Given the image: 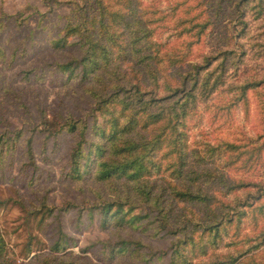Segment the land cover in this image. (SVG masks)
<instances>
[{
    "label": "rangeland",
    "instance_id": "374dc122",
    "mask_svg": "<svg viewBox=\"0 0 264 264\" xmlns=\"http://www.w3.org/2000/svg\"><path fill=\"white\" fill-rule=\"evenodd\" d=\"M138 1L151 19L154 38L163 43L161 50L184 52L186 62L192 63L204 62L208 56L219 58L221 51L233 52L226 61V84L188 118L189 132L212 142L241 144L245 152L224 170L231 179L262 183L264 81L246 93L238 86L264 80V13L255 8L264 6V0H248L240 10L238 0ZM72 8L71 0H0L4 22L0 27V264H48L40 257L52 252L60 228L72 243L56 251L58 256L69 253L88 264H169L175 235L156 233L154 213L136 228L104 225L98 202L102 186L95 175L80 181L67 175L79 131L56 130L72 117L87 122L88 140L96 137L92 128L95 101L79 77L68 79L54 65L81 54L72 43L77 38H71V45L64 49H55L51 43L61 36ZM219 62L214 60L211 68ZM161 65L168 69L165 60ZM44 124L55 133L49 134ZM13 135L14 139H7ZM30 141L33 159L27 151ZM221 190L219 185L213 189L221 198L233 199L244 196L246 188L227 197ZM249 201L258 205L264 197ZM71 202L77 205L66 209ZM187 205L186 212L197 209ZM256 213L258 219L251 213L245 221V227L255 232L264 225V211ZM123 239L133 243L111 255V246ZM262 249L264 245L255 252ZM64 260L71 262L68 256Z\"/></svg>",
    "mask_w": 264,
    "mask_h": 264
},
{
    "label": "trees",
    "instance_id": "16d2710c",
    "mask_svg": "<svg viewBox=\"0 0 264 264\" xmlns=\"http://www.w3.org/2000/svg\"><path fill=\"white\" fill-rule=\"evenodd\" d=\"M71 3L62 34L51 43L55 49H64L71 45V38H77L72 43L81 54L54 65L68 79L79 77L95 101L92 128L96 137L88 140L87 122L72 117L56 130L79 131L68 177L80 181L95 175L102 186L98 202L104 225L136 228L154 213L156 233L175 235L169 264H264V249L255 252L264 245V225L257 232L245 227L251 213L258 219L256 212L264 211V181L231 179L224 169L245 152L240 150L243 146L201 139L189 132L187 122L203 100L226 84V61L233 52L221 51L219 58L208 56L201 63L186 62L184 52L161 50L163 43L154 38L151 19L140 10L138 0ZM246 3L238 0L236 8L247 7ZM258 7V13H264V6ZM3 23L0 19V27ZM164 60L166 68L173 70L163 68ZM214 60L220 62L211 68ZM186 64L190 67L185 71ZM263 81L238 87L246 93ZM44 126L49 134L55 133L48 124ZM27 151L33 159L32 141ZM216 185L222 187L224 197L243 188L246 191L240 198L224 199L213 191ZM251 198L262 202L252 204ZM187 204L197 209L186 212ZM76 205L71 202L66 209ZM58 234L52 252L40 259L67 264L64 258L68 256L69 264H88L69 253L56 255L72 243L62 228ZM1 242L0 237V256ZM132 243L123 239L112 245L111 255Z\"/></svg>",
    "mask_w": 264,
    "mask_h": 264
}]
</instances>
